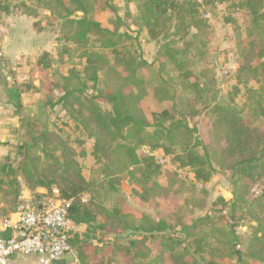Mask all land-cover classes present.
Listing matches in <instances>:
<instances>
[{
  "label": "trees",
  "instance_id": "16d2710c",
  "mask_svg": "<svg viewBox=\"0 0 264 264\" xmlns=\"http://www.w3.org/2000/svg\"><path fill=\"white\" fill-rule=\"evenodd\" d=\"M5 1L2 5L0 0V12L9 15L10 1ZM35 1L47 13V19L58 22L62 41L72 44L73 52L84 60L81 72L69 69L59 75L58 83H51L44 106L51 109L59 106L75 129L92 142L90 155L95 164L102 165L101 175L108 179L104 190L109 199L112 197L109 208L100 204L86 207L75 201L69 211L73 221L85 230L84 239L71 241L79 264H198V260L203 264H223L235 256L239 264H248L250 260L262 264L264 185L257 196H251L250 190L264 179V126L246 122L242 116L244 109L238 111L231 104L216 103L207 114L206 142L194 137L195 129L190 128L186 119L163 110L151 123L142 108L149 88L153 89L157 102H173L175 95L165 78L170 68L177 73L180 85L190 86L194 91L189 101L190 121L199 115L193 109L203 101L204 88L196 80L189 84L193 73L187 69L190 66L187 57L195 49L196 39L208 29L201 8L212 9L228 0H127L135 3L136 15L133 17L127 7L123 18L133 19L135 26L146 32L148 41L157 46L152 62L142 58L137 38L119 32L125 27L124 19L107 2ZM17 7L25 15L38 16L37 8L25 4ZM235 7L248 17L247 35L257 32L264 36V0H239ZM96 10L113 13L116 24L112 30L93 18ZM257 57L264 58V48L258 50ZM55 63L43 51L37 56L35 67L47 71ZM242 70L239 79L243 74L245 79L254 78L256 83L264 80V62L251 67L244 60ZM30 78L6 89L8 103L20 118V127L14 159L6 156L0 161V203L16 198L19 176L33 190L56 187L63 197L77 198L90 184L78 168L74 149L56 133L44 130L34 116L24 114L20 97L35 89ZM54 92L55 100L51 97ZM251 98L250 116L264 119V85ZM102 103L108 110L102 109ZM176 149L179 152L173 162L191 173V190L208 183L218 172H231V185L239 189L230 193V203L220 196L213 206H229V215L234 217L240 212L239 218L254 224L250 234L239 236L230 225L217 226L224 216L223 210H219L216 215L194 219L184 228V235L174 238L165 234L166 227L161 222L126 203L117 187L121 176L128 185L127 196L137 206L151 207L158 200L172 202L171 193L184 184L173 173L160 180L162 166L154 152L161 150L164 156H170ZM186 204L202 210L190 199ZM244 242L243 253L236 255L234 244L240 246Z\"/></svg>",
  "mask_w": 264,
  "mask_h": 264
},
{
  "label": "rangeland",
  "instance_id": "374dc122",
  "mask_svg": "<svg viewBox=\"0 0 264 264\" xmlns=\"http://www.w3.org/2000/svg\"><path fill=\"white\" fill-rule=\"evenodd\" d=\"M10 1V13L9 15L0 12V23L6 27V33L0 35V42L7 35L23 36L26 39L24 49H29L30 56H21L19 60L24 59L26 67L22 69L23 65H17L21 70L10 71V81L15 82V75H18V82L22 83L27 80H31V76L35 81V84L41 85V91L38 89L33 90L32 94L27 92L30 97H34L32 103L31 112H33L34 119L42 125V128L49 132H54L62 139L66 140L68 144L75 151V159L78 162V168L83 178L89 182L90 187L86 191L77 194V198L85 196L88 202L84 204L86 207H96L97 204L102 205L105 208H109L111 205V198L106 196L104 190L108 179L101 175L102 165L95 164L90 152L92 142L85 139L79 131L75 129L72 122L61 113L59 106L54 108H48L44 106L46 101L47 90L50 89L51 83H58L60 81L59 75L64 74L69 69H75L81 72L84 60L78 57L77 52H73V45L68 42L62 41V31L58 22L47 19V13L39 8L35 0H9ZM107 2L108 5H112L116 8V15L124 16V11L128 7L131 15H136L135 3H128L127 0H100ZM201 2V0H198ZM239 0H228L225 3H218L214 8L202 7L200 12L201 16L208 23V29L205 30L199 39L194 42L195 49H193L187 57L190 62L188 70L193 73V77L188 81H199L203 84L204 93L202 95L203 103H197L194 105L195 111L199 113L193 121H190L189 115L190 105L189 101L193 98L194 91L190 86H183L179 84V80L176 78L177 73L173 69H167L165 72V78L171 85V92L175 95L173 102H166L158 104L153 97V89L149 88L147 97L142 102V108L149 122H153V118L163 110H169V112L179 119H186L190 128L195 129L194 137L199 140H205L207 142L209 121L207 119L208 111L216 103L231 104L239 111L244 109L242 116L246 122L252 124V126L262 127L264 126V119L254 118L250 116L248 107H250L252 101V95L261 84L264 85V80H260V83H256L254 78L245 79L242 77L239 79L237 76L241 72L244 73L242 68L244 67V60L248 62L251 67L258 66L263 59L257 57V52L264 48V36L255 32L253 35H247L248 17L245 12L235 6H237ZM2 5L6 4L5 0H1ZM25 4L29 8H37V17H31L22 13V10L17 6ZM209 14V19H205L203 15ZM93 18L98 21L103 27L112 30L115 27V17L109 10L99 11L96 10L93 13ZM32 24H37L36 27H32ZM124 28H120L119 32H127L132 38H137L140 44V54L147 62H152L154 59L157 46L154 42H150L147 39L146 32L135 26L133 19H124ZM42 32L36 33L38 30ZM194 31L191 32L193 34ZM15 36V38L17 37ZM16 41V40H14ZM13 42V41H12ZM11 42V43H12ZM13 44V43H12ZM17 44V43H16ZM204 46L202 47V45ZM2 49V48H1ZM0 49V51H1ZM43 51L50 54L56 63L50 70L38 71L35 67V61ZM12 52V51H11ZM9 53V55L11 54ZM3 56V55H1ZM244 57V58H243ZM18 60V61H19ZM0 61L4 64V58L0 57ZM29 66H32L31 68ZM30 68V69H28ZM26 74H21L22 72ZM226 71V74H222ZM30 73L32 75H30ZM20 74V75H19ZM26 75V80L23 81V76ZM36 75V77H34ZM35 88V87H34ZM45 92V93H44ZM90 90L88 91V93ZM38 94V96H36ZM52 99L55 100L56 92L52 94ZM26 102H30L29 98L24 97ZM206 101V102H205ZM103 110H108V106L101 104ZM195 123V124H194ZM150 131H152L150 129ZM82 144L79 145V143ZM199 152L200 149H198ZM179 152L175 150L170 156H164L161 150L155 151V159L164 156L168 159V163L160 167L161 175L160 180L163 181L168 174H175L177 178L184 184L182 187L176 189L171 196V201L158 200L154 206L140 207L137 206L128 196V185L123 181L121 176L118 181L117 187L120 190V194L125 198L126 203L134 208L144 212L146 215L154 218L158 222H161L166 227L165 234L171 237L182 236L183 230L186 226H189L192 221L200 216L216 215L219 210H223L224 216L221 220V224L217 226H223L229 228V225L234 227V232L239 236H247L252 232V224L248 219L239 218L240 212L236 216H230L229 206L222 208L221 205L213 206V202L218 197L224 198L226 201L231 199V192L235 189L231 185V172H218L214 174L208 183L204 185H196L195 189H190V184L193 181L192 175L187 168H179L178 165L173 162L174 156ZM16 165V164H15ZM14 165V166H15ZM18 178L21 179L19 176ZM17 178V183H18ZM24 180V179H23ZM244 185V184H243ZM102 186V188H100ZM241 186V183L240 185ZM245 186V185H244ZM205 192V193H204ZM192 200L193 204L200 205L201 211L197 208H190L187 206V201ZM10 198L2 201L1 203L8 204ZM83 205V204H82ZM9 211V207L6 209L0 206V213L6 214ZM137 216V215H135ZM100 217L98 216L97 219ZM184 235V234H183ZM84 235L82 239H84ZM245 242L240 246L233 248L234 252L238 251L239 256L243 253ZM107 253V252H106ZM108 254V253H107ZM108 255H106L107 257ZM76 252L73 253V258H76ZM22 258V256H14V259ZM189 261H190V257ZM106 259V258H105ZM192 259V258H191ZM238 259L228 258L223 261V264H239ZM248 264H255L253 261H248ZM189 262L188 264H190ZM78 264V261L77 263ZM198 264H203L198 260ZM264 264V262L262 263Z\"/></svg>",
  "mask_w": 264,
  "mask_h": 264
},
{
  "label": "built area",
  "instance_id": "2783aa9c",
  "mask_svg": "<svg viewBox=\"0 0 264 264\" xmlns=\"http://www.w3.org/2000/svg\"><path fill=\"white\" fill-rule=\"evenodd\" d=\"M203 17L210 16L205 13ZM6 31L0 23V35ZM22 79L26 80V75ZM167 162L163 156L157 159L161 166ZM18 180L14 211L0 215V264H8L12 256H33L38 264H54L73 252L71 241L83 231L69 215L73 203L84 205L88 199L63 197L56 187L33 190L22 178ZM261 185L264 179L251 188V196L259 194Z\"/></svg>",
  "mask_w": 264,
  "mask_h": 264
},
{
  "label": "crops",
  "instance_id": "0c3cea01",
  "mask_svg": "<svg viewBox=\"0 0 264 264\" xmlns=\"http://www.w3.org/2000/svg\"><path fill=\"white\" fill-rule=\"evenodd\" d=\"M15 36L7 35L0 42V49L2 48L0 51V57L4 58V64L0 61V161L6 156H10L11 159H14L15 157L14 149L19 144L20 118L14 114V108L12 107L11 104L8 103V99L6 96V89L10 88L13 85L20 84V82H18V75L14 76L15 82L10 81L11 72L9 73V70L12 72L21 70L17 67V65H21V66L23 65L22 69H24L26 67V62L24 59L19 60V58L21 56L26 55L25 57L27 59L28 57L27 55L30 56L29 49L25 50L24 44L21 43L22 40L23 42H25L26 40L22 38L24 35L23 36L19 35L16 38ZM10 52L11 54L9 55ZM29 67L31 68L32 66H29ZM27 71L28 70H26L25 72H22L21 74L22 75L26 74ZM34 77H36V75H34ZM35 81L32 79L33 86L35 87V89H38L41 91V85L35 84ZM35 89H31L27 92L30 93ZM27 92L21 95L20 101L22 105L24 106V114L28 116H33V112H31V109H32V103L34 100H31V99H34V97L33 96L30 97V95ZM25 96L26 98L30 99V102H26L24 100ZM36 96H38V94H36ZM162 103H166V102H162ZM162 103L158 102V104H162ZM15 199H16L15 197L14 199H10L8 204L0 203V206L2 208L4 207L6 209V207H9V211L6 214L0 213V215L8 216L12 214L15 208ZM84 232L85 230L83 227V231L79 233L75 237V239L78 238V240H81L84 235ZM136 238L139 239L140 237L136 236ZM73 253L74 251L71 254L66 255L64 258H62L61 260H59L58 262L54 264H76L78 261V258L76 257L77 259H74ZM8 264H38V263H37L36 258L33 256H26V257L23 256L22 258H19V259H14V256H12L9 259Z\"/></svg>",
  "mask_w": 264,
  "mask_h": 264
},
{
  "label": "water",
  "instance_id": "95a60500",
  "mask_svg": "<svg viewBox=\"0 0 264 264\" xmlns=\"http://www.w3.org/2000/svg\"><path fill=\"white\" fill-rule=\"evenodd\" d=\"M234 246H236V245L234 244ZM236 255H238V251H236Z\"/></svg>",
  "mask_w": 264,
  "mask_h": 264
}]
</instances>
